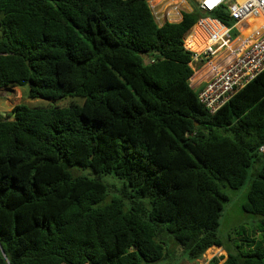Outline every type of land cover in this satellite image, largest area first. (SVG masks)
I'll list each match as a JSON object with an SVG mask.
<instances>
[{"label": "trees", "instance_id": "16d2710c", "mask_svg": "<svg viewBox=\"0 0 264 264\" xmlns=\"http://www.w3.org/2000/svg\"><path fill=\"white\" fill-rule=\"evenodd\" d=\"M202 16L158 26L148 0H0V89L81 102L0 116V264H158L166 235L197 261L222 248L221 188L252 168L257 230L222 264H264V71L209 114L183 47ZM102 177L121 184L107 203Z\"/></svg>", "mask_w": 264, "mask_h": 264}, {"label": "built area", "instance_id": "2783aa9c", "mask_svg": "<svg viewBox=\"0 0 264 264\" xmlns=\"http://www.w3.org/2000/svg\"><path fill=\"white\" fill-rule=\"evenodd\" d=\"M221 8L228 13L231 26L209 17ZM198 9L204 16L187 32L183 47L191 54V68L216 62V71L196 91L199 104L213 115L264 71V0H200ZM164 18L170 19L167 12ZM242 23L248 27L260 23V27L249 43L235 45L231 34ZM257 152L264 159V143Z\"/></svg>", "mask_w": 264, "mask_h": 264}, {"label": "rangeland", "instance_id": "374dc122", "mask_svg": "<svg viewBox=\"0 0 264 264\" xmlns=\"http://www.w3.org/2000/svg\"><path fill=\"white\" fill-rule=\"evenodd\" d=\"M187 1V0H186ZM177 2V3H175ZM190 4V0H188ZM148 3L150 6H153V12H156V10H163L167 6L176 4L178 9L182 12L185 7V1L184 0H148ZM152 9V8H151ZM185 10V9H184ZM157 13V12H156ZM155 13V14H156ZM159 15V14H157ZM248 27L247 23H242L240 27L235 29L231 37L233 40L236 39L235 45H237V42L242 38L243 40V34L246 32L244 29ZM206 63L202 64H196L192 66V69L194 71V74L191 78L193 85H197L200 78L205 76L206 71ZM209 75V74H208ZM206 75V76H208ZM202 77V79H203ZM15 88V87H14ZM19 90L16 91L15 95H12L10 93L2 92L0 91V116L6 117L10 114L9 110L14 105H24L27 106L30 109H46L53 105L58 106H68L71 103L74 104H80V100L76 99H63L61 101H44V100H30L27 98L28 94V87H19ZM6 93V94H5ZM258 166V165H257ZM256 166V167H257ZM73 175H87L89 172L84 170H73ZM254 169H250L247 175V178L243 184L238 190H231L228 187L221 188V192L227 196L228 201L223 203L221 216L219 219V228L217 231V237L222 242V248L229 253H235L239 250L237 247H239L242 242L239 237H237L236 233L242 230H245L246 232H254L257 230L258 226V217L254 215L247 214L243 211L242 207L246 203V196L249 189V186L254 178ZM102 180L105 181L108 185H110V190L108 193V196L106 198V203L109 202L114 197H119L120 194H118V190L121 188V184L119 181H116L112 177H102ZM138 201V200H137ZM141 201V200H140ZM124 203L127 204V201L124 200ZM170 239L169 246L167 244V248L170 253L173 255L170 256V260H176L174 264H186V256L182 254V256L185 258L183 261L180 260V248L177 244H175L172 240V238L169 235H166ZM257 241H262L264 243V234H258ZM165 244L166 241L164 240ZM244 251V250H242ZM208 250L202 255V257L198 260V264H209L210 261L213 259V255L207 256ZM211 253V251H210ZM179 254V256H178ZM175 255V256H174ZM174 256V258H173ZM216 256V255H215ZM216 258V257H214ZM170 260L162 261L158 264H170ZM225 260V259H224ZM223 261V260H222ZM190 262V261H188ZM224 262V261H223ZM221 262V263H223ZM220 264V263H218Z\"/></svg>", "mask_w": 264, "mask_h": 264}, {"label": "crops", "instance_id": "0c3cea01", "mask_svg": "<svg viewBox=\"0 0 264 264\" xmlns=\"http://www.w3.org/2000/svg\"><path fill=\"white\" fill-rule=\"evenodd\" d=\"M184 1H185V7H184L185 10L183 9L182 12L178 9V7H177L176 4L167 6L163 10H156L157 13L156 12H153L154 7L153 6H150L149 3H148V6H149V8H150V10L152 12V15L154 17V20H155L156 24L158 26H161L164 22H168V23H178L181 20V18H182V13H191L194 10V8H198V4L200 2V0H190V4H189L188 0L187 1L184 0ZM165 12L168 13V17L170 18L169 20H166L165 18H164V20L162 19L163 16H164V14H165ZM157 14H159V15H157ZM253 24H255V23H253ZM259 27L260 26L258 24H255V25L250 26L248 28L246 27V29H244V31H246V32L243 34V36H244L243 37V40L241 38L237 43H244V42L245 43H249L254 38V31H256V30L258 31ZM185 36H186V34H185ZM213 63H216V62H214V60H212L211 64H207L208 66L206 65L207 66L206 67V71H205V74L206 75L210 74L212 71H216V68H218V67L215 68L213 66ZM206 75L204 77L202 76L203 79H202V77L200 78V80L198 81V84L197 85H193L192 80L190 79V86H191V88H194L196 91H198L199 89H201V87L203 86V84L205 83V81L207 80V78L210 76V75H208V76H206ZM18 90L19 89L17 87H15V88L14 87H8V88L0 89V91L6 92V93H10L12 95H15L16 91H18ZM14 106L15 105L12 104L9 112L11 111V109ZM208 251L209 252H207V256L213 255V258L214 257H216V258H222L218 262L220 264H222L221 262H223L224 259L227 258L226 251L223 248H215V247H213V248L209 249ZM210 251H211V253H210ZM186 264H198V260L197 261H193V262H186Z\"/></svg>", "mask_w": 264, "mask_h": 264}, {"label": "bare ground", "instance_id": "6f19581e", "mask_svg": "<svg viewBox=\"0 0 264 264\" xmlns=\"http://www.w3.org/2000/svg\"><path fill=\"white\" fill-rule=\"evenodd\" d=\"M175 3H177V2H175ZM175 11H176V10H175ZM175 14H176V13H175ZM255 24H258V25L260 26V23H255ZM255 24H252V26L255 25Z\"/></svg>", "mask_w": 264, "mask_h": 264}, {"label": "clouds", "instance_id": "9594fccd", "mask_svg": "<svg viewBox=\"0 0 264 264\" xmlns=\"http://www.w3.org/2000/svg\"><path fill=\"white\" fill-rule=\"evenodd\" d=\"M216 248V247H215Z\"/></svg>", "mask_w": 264, "mask_h": 264}]
</instances>
